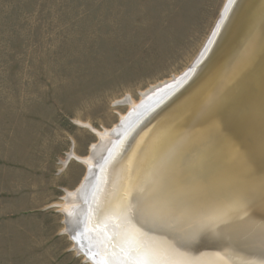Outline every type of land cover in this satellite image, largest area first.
Wrapping results in <instances>:
<instances>
[{"label":"rangeland","instance_id":"obj_1","mask_svg":"<svg viewBox=\"0 0 264 264\" xmlns=\"http://www.w3.org/2000/svg\"><path fill=\"white\" fill-rule=\"evenodd\" d=\"M227 2L0 0V264H93L69 229L89 172L70 153L186 72Z\"/></svg>","mask_w":264,"mask_h":264},{"label":"bare ground","instance_id":"obj_2","mask_svg":"<svg viewBox=\"0 0 264 264\" xmlns=\"http://www.w3.org/2000/svg\"><path fill=\"white\" fill-rule=\"evenodd\" d=\"M242 3L195 82L138 127L105 188V178L97 181L95 196L91 176L111 152L122 124L155 104L188 70L143 92L138 105L128 98L130 114L120 126L98 131L101 141L91 155L70 153L89 172L76 193L68 190L67 200L82 199L78 209L73 200L66 204L69 229L76 237L75 226L85 221L91 229L87 241L105 243L98 261L83 249L84 238V246L74 238L93 264H264V76L255 68L246 79H235L244 73L249 41L260 34L264 0Z\"/></svg>","mask_w":264,"mask_h":264},{"label":"water","instance_id":"obj_3","mask_svg":"<svg viewBox=\"0 0 264 264\" xmlns=\"http://www.w3.org/2000/svg\"><path fill=\"white\" fill-rule=\"evenodd\" d=\"M230 1L231 0H229V4H230ZM235 2H236L235 5L234 4H233L234 6L232 5L233 8L231 7V9H230L231 12L228 14L227 18L225 19L226 21L224 22V24L220 28L218 27V31L219 32H216V34H217L216 35L215 34L216 27L219 24V21L221 19H223V17H224L223 11H224L225 6L227 5V3L225 4V6L223 7V10H222V12L220 14V17L218 19V22H217V25H216L215 29L213 30L212 34L208 38L206 44L204 45V47L201 50V52L199 53V55L196 57L194 62L188 67V69H187L188 71L186 70L187 72L185 74H183L182 79L180 81H178L175 84V86L170 87L171 90L163 92L162 96L159 97L155 101L156 102L155 104H153L152 106H150V107H148L146 109H142V112L137 117H135L132 121H130L129 123H126V125H124L125 123H123L122 119L120 120L119 126H120L121 123H123L122 126L124 127L123 129H121L119 131V132H121L123 130L119 134L121 136L118 135V138L115 140L116 141L115 145L112 146L111 152L105 157V160H104V162L102 164V167L100 169H98L97 172L95 171L93 173V175L91 176L92 177V182H94V190H93L94 196L96 195V192H97V189H98L99 183H100V182L97 183V181H101V178H105L106 179V180H104L105 181L104 188H105L106 182H109V180L111 178L110 171L112 170V167L114 168V165L118 162V158L123 153V149L126 146H128V144H129L128 142H129V140L131 138V135H133L134 132L137 131L138 127L140 126L139 128H143L144 126H146L153 116H155L164 107L169 106L172 103V101H174L176 98L177 99L180 98L182 96L181 94L185 93L183 91L186 90L191 85V83L195 82V80L198 78V76L202 72L206 62L208 60H210L212 55L214 54V50L212 51V49H213V46L215 45V43H218L217 40L221 36V32H222V35H223V31L225 30L226 26H230V23H231L232 19H234L236 16L237 17L239 16V10H240L239 8L241 7L240 5L243 4V3H242V0H236ZM262 20H263V22L260 23ZM260 22H259L260 24L257 23V26L260 28V34L256 37V39H253V40L249 41L250 43L252 42V45L254 47L253 46H248L247 47V49L250 50V52H249L248 61L246 63L245 69H244V73L242 75L241 72H239L235 76V79L238 80V81L246 79L249 76V74L252 71H254L255 68L258 70L257 76H258L259 73L262 76H264V66L263 65L261 66V63L264 62V44H263L264 43V18H263V16H260ZM257 26L255 27V30H254V34H253L254 37H255ZM251 34H252V31L250 32V35ZM209 39H211L210 42H208ZM205 55H207V56H205ZM179 87H181V88L179 90H177ZM163 95H165V96H163ZM258 99H262V97L258 96ZM112 149H114V150L112 151ZM188 194H191V193H188ZM191 196H197V197H201V198H208V200L215 197V196L204 195V194H200V195L191 194ZM83 223L79 224L80 225L79 226V231L77 233V236L75 235L76 237H74L75 240H77V242H79V241L81 242L80 245H83V243H82L83 242V238L85 239V241L87 240L86 237H85V234H87L89 232V230H91V229L88 228V224H83ZM81 235H82V239H81ZM98 243L99 244L96 243L97 244L96 247L100 248V251H98V252L102 251V253H104L102 248H104L105 243H103V241L102 242H98ZM84 249L88 250L89 248L88 247H84ZM96 264H101V263H96ZM107 264H109V261H108Z\"/></svg>","mask_w":264,"mask_h":264}]
</instances>
